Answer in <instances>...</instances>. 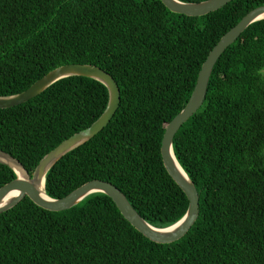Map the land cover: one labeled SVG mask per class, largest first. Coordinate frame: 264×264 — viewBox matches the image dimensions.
<instances>
[{
  "label": "trees",
  "instance_id": "trees-1",
  "mask_svg": "<svg viewBox=\"0 0 264 264\" xmlns=\"http://www.w3.org/2000/svg\"><path fill=\"white\" fill-rule=\"evenodd\" d=\"M260 5L230 0L186 16L159 0H0V96L66 63L95 65L118 88L108 122L45 172L44 193L60 198L100 179L149 225L178 220L186 199L161 164L164 126L186 103L207 52ZM106 101L97 80H56L0 108V151L30 174ZM171 149L197 193V215L183 236L146 239L100 192L60 211L23 197L0 213V264H264V18L218 56L200 106L176 130ZM13 178L0 163V185Z\"/></svg>",
  "mask_w": 264,
  "mask_h": 264
},
{
  "label": "water",
  "instance_id": "water-1",
  "mask_svg": "<svg viewBox=\"0 0 264 264\" xmlns=\"http://www.w3.org/2000/svg\"><path fill=\"white\" fill-rule=\"evenodd\" d=\"M159 1L170 12L186 16H200L216 10L230 0H202L198 2H181L178 0ZM263 18L264 5L250 9L219 37L201 62L186 103L164 126L159 144L161 164L167 175L181 190L186 199L185 211L174 223L161 228L149 225L136 213L124 195L114 185L100 179L87 180L60 198H50L44 193L43 180L45 172L66 152L79 146L97 133L108 122L118 104L119 94L114 80L105 71L95 65L78 63L54 67L21 92L0 96V108L12 107L34 97L56 80L68 76L92 78L102 83L107 91V101L99 116L89 125L63 139L45 153L37 161L30 174L23 169L16 159L0 151V156L3 155L13 160L22 172L17 175L9 164L0 159V163L8 166L14 173L13 179L0 185V213L11 208L23 197H26L34 205L42 209L60 211L75 205L90 193L100 192L113 202L123 219L146 239L155 243H169L183 236L197 215V193L192 182L173 156L171 149L172 137L179 126L200 106L205 94L210 70L218 56L249 23ZM39 184H41L42 194L38 193L37 186Z\"/></svg>",
  "mask_w": 264,
  "mask_h": 264
},
{
  "label": "bare ground",
  "instance_id": "bare-ground-1",
  "mask_svg": "<svg viewBox=\"0 0 264 264\" xmlns=\"http://www.w3.org/2000/svg\"><path fill=\"white\" fill-rule=\"evenodd\" d=\"M67 64V63H66ZM1 156H3V155H1ZM0 156V159H2V160H4L7 164H9V166L12 168V170L17 174V175H19V174H21L22 172H21V169H20V167L13 161V160H11V159H9V158H7V157H1ZM179 171H180V173H182L181 172V170L180 169H178ZM183 174V173H182ZM37 189H38V193L39 194H42V190H41V184H39L38 186H37Z\"/></svg>",
  "mask_w": 264,
  "mask_h": 264
}]
</instances>
